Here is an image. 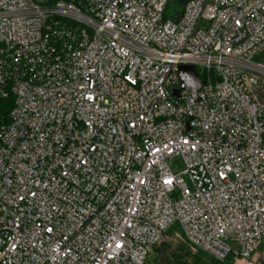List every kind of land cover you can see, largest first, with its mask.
I'll return each mask as SVG.
<instances>
[{
    "label": "built area",
    "instance_id": "obj_1",
    "mask_svg": "<svg viewBox=\"0 0 264 264\" xmlns=\"http://www.w3.org/2000/svg\"><path fill=\"white\" fill-rule=\"evenodd\" d=\"M176 1L0 0V264H146L174 225L259 249L264 0Z\"/></svg>",
    "mask_w": 264,
    "mask_h": 264
},
{
    "label": "rangeland",
    "instance_id": "obj_2",
    "mask_svg": "<svg viewBox=\"0 0 264 264\" xmlns=\"http://www.w3.org/2000/svg\"><path fill=\"white\" fill-rule=\"evenodd\" d=\"M180 11L181 8H179L177 5H170L168 6L166 13H168V15L171 17L172 15ZM253 61L264 64V51L256 55L253 58ZM174 227L178 226L174 225ZM174 231L175 233L172 236H166L162 239L160 244L157 246L153 254L148 259L147 264H152L150 259H153L154 264H166L165 262L167 261L168 254L170 252L176 251L179 247L182 248V251H184V253H187L189 255L187 264H193L192 259L194 257L199 256V251L192 249L191 246L184 241L183 237H181V232L179 228H175ZM232 262L233 264H264V241H262L261 246L251 256L250 259L243 260L238 257H235Z\"/></svg>",
    "mask_w": 264,
    "mask_h": 264
},
{
    "label": "trees",
    "instance_id": "obj_3",
    "mask_svg": "<svg viewBox=\"0 0 264 264\" xmlns=\"http://www.w3.org/2000/svg\"><path fill=\"white\" fill-rule=\"evenodd\" d=\"M185 1H187V0H185ZM176 5L179 8H182V5L178 4L177 1H176ZM169 17L170 16L168 15V13H166L165 18H169ZM196 71L198 73L200 72L198 69ZM12 106H13V102H12L11 98H8L5 100H0V127L3 125H6L8 123L9 113L12 109ZM175 228L178 229V227H174V226L171 227L169 229V231L166 232L164 237L172 236L175 233V231H174ZM158 245H156L153 252L155 251V249L157 248ZM153 252H152V254H153ZM150 256L147 258V261L150 258ZM235 257H237V256L234 254H231L227 257V259L224 262H218L215 259H213L212 257H210L209 255L199 251V256L194 257L192 259V261H193V264H233L232 261L235 259ZM188 258H189V255L187 253H184V251H182V248L179 247L176 251L170 252L168 254L167 261L165 263L166 264H187ZM147 261H146V264H147ZM150 261L152 262V264H154L153 259H150Z\"/></svg>",
    "mask_w": 264,
    "mask_h": 264
},
{
    "label": "water",
    "instance_id": "obj_4",
    "mask_svg": "<svg viewBox=\"0 0 264 264\" xmlns=\"http://www.w3.org/2000/svg\"><path fill=\"white\" fill-rule=\"evenodd\" d=\"M178 4H182V0H177ZM180 15V12H177L172 17L173 21H176ZM177 74L184 84L185 89L188 90L192 96H195L196 92L200 89L202 82L199 79L197 73L195 72L192 66H179L177 69ZM177 92H173L172 95L177 96Z\"/></svg>",
    "mask_w": 264,
    "mask_h": 264
}]
</instances>
